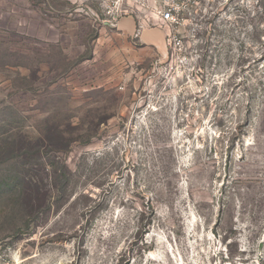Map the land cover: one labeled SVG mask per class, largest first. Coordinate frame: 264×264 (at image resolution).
Here are the masks:
<instances>
[{"label": "rangeland", "instance_id": "1", "mask_svg": "<svg viewBox=\"0 0 264 264\" xmlns=\"http://www.w3.org/2000/svg\"><path fill=\"white\" fill-rule=\"evenodd\" d=\"M103 4L0 0V144L67 183L0 264H264V0L153 45Z\"/></svg>", "mask_w": 264, "mask_h": 264}, {"label": "trees", "instance_id": "2", "mask_svg": "<svg viewBox=\"0 0 264 264\" xmlns=\"http://www.w3.org/2000/svg\"><path fill=\"white\" fill-rule=\"evenodd\" d=\"M39 150L37 143L19 141L15 136L1 141L0 245L6 246L34 234V230L40 226V216L59 202L67 186L65 177L59 174L53 161L42 163L44 169L51 170L48 184H44L43 179L32 172Z\"/></svg>", "mask_w": 264, "mask_h": 264}, {"label": "built area", "instance_id": "3", "mask_svg": "<svg viewBox=\"0 0 264 264\" xmlns=\"http://www.w3.org/2000/svg\"><path fill=\"white\" fill-rule=\"evenodd\" d=\"M210 0H104L108 24L122 18L136 21L138 29L155 28L166 33L169 42L173 33L195 13L200 4Z\"/></svg>", "mask_w": 264, "mask_h": 264}, {"label": "crops", "instance_id": "4", "mask_svg": "<svg viewBox=\"0 0 264 264\" xmlns=\"http://www.w3.org/2000/svg\"><path fill=\"white\" fill-rule=\"evenodd\" d=\"M115 28L118 31H122L123 33L133 35L134 38L141 44L153 45L161 42V30L159 31L158 29H138L136 21L128 17L119 20L116 23Z\"/></svg>", "mask_w": 264, "mask_h": 264}]
</instances>
